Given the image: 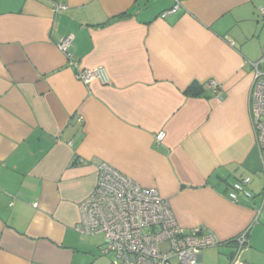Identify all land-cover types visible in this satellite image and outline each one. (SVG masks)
<instances>
[{
  "label": "crops",
  "instance_id": "0c3cea01",
  "mask_svg": "<svg viewBox=\"0 0 264 264\" xmlns=\"http://www.w3.org/2000/svg\"><path fill=\"white\" fill-rule=\"evenodd\" d=\"M66 35L78 69L104 68L108 84L75 77L56 46ZM263 56L264 0H0V264H111L103 238L75 229L99 162L157 189L185 231L217 237L199 264H230L247 229L241 261L264 264L248 112ZM194 82L198 97L185 94ZM244 177L252 197L233 202Z\"/></svg>",
  "mask_w": 264,
  "mask_h": 264
},
{
  "label": "built area",
  "instance_id": "2783aa9c",
  "mask_svg": "<svg viewBox=\"0 0 264 264\" xmlns=\"http://www.w3.org/2000/svg\"><path fill=\"white\" fill-rule=\"evenodd\" d=\"M180 8L174 6L161 14H174ZM67 9L66 5L54 4L53 12ZM72 35L62 37L56 44L67 57L70 67L77 69L75 77L89 83H109L104 68L78 69L73 61L70 47ZM252 85L248 96V112L255 135V145L261 160H264V56L251 64ZM207 86L213 94L220 93L216 81ZM165 133L155 135V142L161 143ZM97 183L93 192L79 204L78 233L91 236L102 235L104 245L100 252L111 257V264H199L202 251L220 245L210 231L195 227L185 231L177 223L169 202L162 198L157 189L139 185L106 162L97 164ZM251 178L234 181L229 188L228 198L238 201V195L252 197L247 189ZM249 229L234 239L235 250L230 264H243L242 253L249 247Z\"/></svg>",
  "mask_w": 264,
  "mask_h": 264
},
{
  "label": "trees",
  "instance_id": "16d2710c",
  "mask_svg": "<svg viewBox=\"0 0 264 264\" xmlns=\"http://www.w3.org/2000/svg\"><path fill=\"white\" fill-rule=\"evenodd\" d=\"M203 91L204 87L199 83L194 82L185 90V94L191 97H198L203 93Z\"/></svg>",
  "mask_w": 264,
  "mask_h": 264
},
{
  "label": "rangeland",
  "instance_id": "374dc122",
  "mask_svg": "<svg viewBox=\"0 0 264 264\" xmlns=\"http://www.w3.org/2000/svg\"><path fill=\"white\" fill-rule=\"evenodd\" d=\"M263 157H264V153H263ZM102 238H103L102 235H98L95 237V239L99 242L102 241Z\"/></svg>",
  "mask_w": 264,
  "mask_h": 264
}]
</instances>
